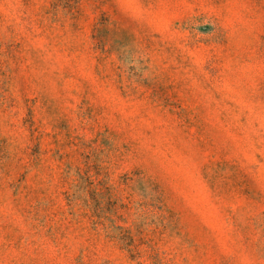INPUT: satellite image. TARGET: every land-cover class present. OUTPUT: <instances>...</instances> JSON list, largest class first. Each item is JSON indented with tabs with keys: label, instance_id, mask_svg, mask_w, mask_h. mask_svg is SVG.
<instances>
[{
	"label": "rangeland",
	"instance_id": "1",
	"mask_svg": "<svg viewBox=\"0 0 264 264\" xmlns=\"http://www.w3.org/2000/svg\"><path fill=\"white\" fill-rule=\"evenodd\" d=\"M0 264H264V0H0Z\"/></svg>",
	"mask_w": 264,
	"mask_h": 264
}]
</instances>
